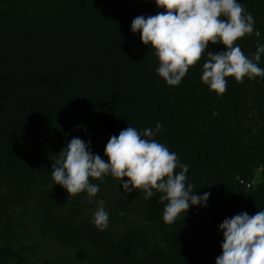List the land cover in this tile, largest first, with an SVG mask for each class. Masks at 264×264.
<instances>
[{
  "label": "trees",
  "instance_id": "16d2710c",
  "mask_svg": "<svg viewBox=\"0 0 264 264\" xmlns=\"http://www.w3.org/2000/svg\"><path fill=\"white\" fill-rule=\"evenodd\" d=\"M239 2L255 23L234 43L251 59L264 44V0ZM162 11L154 0H0V264H215L219 223L264 210V77H226L217 96L201 83L202 53L167 86L153 49L130 30ZM157 122L152 139L189 166L185 183L210 193L206 207L166 224L155 190L145 200L111 175L89 178L99 186L89 202L54 184L53 159L73 137L107 162L111 136ZM97 200L109 214L103 231L91 223Z\"/></svg>",
  "mask_w": 264,
  "mask_h": 264
},
{
  "label": "clouds",
  "instance_id": "9594fccd",
  "mask_svg": "<svg viewBox=\"0 0 264 264\" xmlns=\"http://www.w3.org/2000/svg\"><path fill=\"white\" fill-rule=\"evenodd\" d=\"M164 11L155 15H140L131 21L130 30L139 31L140 40L153 49L158 66L156 74L167 86H178L183 77L202 58L201 83L215 91L217 96L226 91V77L241 83L247 77L254 80L264 77L259 67L264 44H258L252 58H248L234 42L253 34L255 23L239 0H154ZM209 42L224 45L222 51H206ZM155 129L138 131L132 126L111 136L104 147V156L91 150V141L73 137L62 147L52 166L54 184L66 189L68 194L85 192L92 198L99 186L89 178L102 179L111 175L124 192L142 190L145 200L160 193L158 202L164 204L162 220L171 224L191 206H207L210 193H193V185H186L188 165L179 163L175 152L152 139L160 132ZM179 167L180 171L174 173ZM127 177L128 179H121ZM97 209L91 223L103 231L109 222L104 202L97 200ZM222 232L221 254L215 264H264V210L254 215L241 211L225 217L217 226Z\"/></svg>",
  "mask_w": 264,
  "mask_h": 264
},
{
  "label": "rangeland",
  "instance_id": "374dc122",
  "mask_svg": "<svg viewBox=\"0 0 264 264\" xmlns=\"http://www.w3.org/2000/svg\"><path fill=\"white\" fill-rule=\"evenodd\" d=\"M262 181H263V173H262L261 169H259L256 171V173L254 175L253 183H254V185H257L258 183H260Z\"/></svg>",
  "mask_w": 264,
  "mask_h": 264
},
{
  "label": "built area",
  "instance_id": "2783aa9c",
  "mask_svg": "<svg viewBox=\"0 0 264 264\" xmlns=\"http://www.w3.org/2000/svg\"><path fill=\"white\" fill-rule=\"evenodd\" d=\"M262 170V168H260ZM248 187H251V184H248Z\"/></svg>",
  "mask_w": 264,
  "mask_h": 264
}]
</instances>
